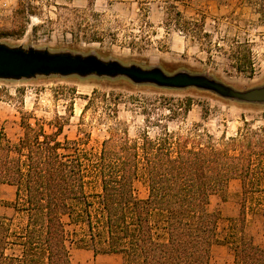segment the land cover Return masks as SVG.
Masks as SVG:
<instances>
[{
    "label": "rangeland",
    "instance_id": "rangeland-1",
    "mask_svg": "<svg viewBox=\"0 0 264 264\" xmlns=\"http://www.w3.org/2000/svg\"><path fill=\"white\" fill-rule=\"evenodd\" d=\"M25 1L21 8L19 0H0L1 44L93 55L125 66L160 68L167 75H204L239 91L264 86V0L177 3L184 18L198 21L206 33L195 40L178 29H167L164 5L157 2L143 10L135 0ZM233 55L242 57L243 62L251 57L254 72H239V61ZM188 98L193 103L189 112L178 111L176 104ZM61 117L67 123L60 139L79 143L78 155L86 169V191L91 195L102 192L94 167L111 133L127 129L131 139L140 138L144 132L155 138L166 129L186 134L200 126L215 137L224 133L232 137L245 126L244 122L254 129L263 128L264 104L228 100L196 88L136 85L125 77L0 79V134L12 144L24 136V123H43L51 133L56 131L54 126ZM260 178L264 189V171ZM134 190L138 199L148 197L143 176L135 181ZM14 199L13 187L0 186V215L10 218L17 231L27 216L10 205ZM209 210L220 213V242L211 249L210 264H235L234 252L226 241L233 220L241 216L245 237L264 248V190L245 196L241 181L233 179L225 199L220 195L211 197ZM74 250L83 249H70L72 264H94L76 258L71 254ZM111 256L110 260L99 257L100 264H127L124 255Z\"/></svg>",
    "mask_w": 264,
    "mask_h": 264
},
{
    "label": "trees",
    "instance_id": "trees-1",
    "mask_svg": "<svg viewBox=\"0 0 264 264\" xmlns=\"http://www.w3.org/2000/svg\"><path fill=\"white\" fill-rule=\"evenodd\" d=\"M135 1L143 10L152 2L164 5L167 29L192 40L206 35L198 21L178 11L177 3L187 0ZM233 57L239 72H254L251 57ZM192 104L188 98L176 109L187 114ZM66 123L59 118L51 133L43 123H24L15 144L0 134V185L15 189L10 205L27 216L16 231L0 215V264H72V247L122 254L127 264H210L211 249L220 242V213L209 210L211 197L225 199L233 179L241 181L245 196L264 190V124L254 129L244 122L232 137L195 126L186 134L166 129L155 138L144 132L131 139L120 129L103 142L94 167L102 192L89 195L79 143L60 139ZM141 176L148 188L144 200L134 190ZM243 225L244 217L234 219L226 241L235 264H264V248L245 237Z\"/></svg>",
    "mask_w": 264,
    "mask_h": 264
},
{
    "label": "water",
    "instance_id": "water-1",
    "mask_svg": "<svg viewBox=\"0 0 264 264\" xmlns=\"http://www.w3.org/2000/svg\"><path fill=\"white\" fill-rule=\"evenodd\" d=\"M125 77L136 85L150 84L159 88H196L212 92L224 99L264 104V86L247 91L235 90L204 75L181 72L167 75L160 68L144 69L125 66L119 61H104L96 56L51 53L48 50L13 48L0 43V79L22 80L37 76Z\"/></svg>",
    "mask_w": 264,
    "mask_h": 264
},
{
    "label": "crops",
    "instance_id": "crops-1",
    "mask_svg": "<svg viewBox=\"0 0 264 264\" xmlns=\"http://www.w3.org/2000/svg\"><path fill=\"white\" fill-rule=\"evenodd\" d=\"M0 186H8V185H0ZM14 201H15V199H14ZM13 202H10V203H13ZM72 253H74L75 254V257L78 258L79 260L89 261V262L92 261V263H94V264H100L99 257H103L102 258L103 260H110L111 259L110 257H112L111 256L112 254L95 255L92 252L86 251V250H74V251H71V254Z\"/></svg>",
    "mask_w": 264,
    "mask_h": 264
}]
</instances>
